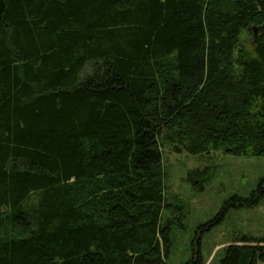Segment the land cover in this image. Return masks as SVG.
Masks as SVG:
<instances>
[{
  "label": "trees",
  "instance_id": "1",
  "mask_svg": "<svg viewBox=\"0 0 264 264\" xmlns=\"http://www.w3.org/2000/svg\"><path fill=\"white\" fill-rule=\"evenodd\" d=\"M166 149L264 156V0H0V264H170Z\"/></svg>",
  "mask_w": 264,
  "mask_h": 264
},
{
  "label": "rangeland",
  "instance_id": "2",
  "mask_svg": "<svg viewBox=\"0 0 264 264\" xmlns=\"http://www.w3.org/2000/svg\"><path fill=\"white\" fill-rule=\"evenodd\" d=\"M163 157L169 203L183 205L173 212L165 210L166 216L176 218L170 264L197 258L195 239L201 241L202 261L217 264L224 247L237 238L264 236V196L252 206L230 207L221 213L227 200L235 195L249 197L257 187L264 177V156H236L221 150L195 155L166 149Z\"/></svg>",
  "mask_w": 264,
  "mask_h": 264
},
{
  "label": "water",
  "instance_id": "3",
  "mask_svg": "<svg viewBox=\"0 0 264 264\" xmlns=\"http://www.w3.org/2000/svg\"><path fill=\"white\" fill-rule=\"evenodd\" d=\"M255 33H257V29L255 28Z\"/></svg>",
  "mask_w": 264,
  "mask_h": 264
}]
</instances>
